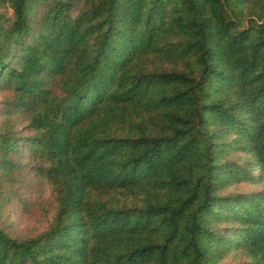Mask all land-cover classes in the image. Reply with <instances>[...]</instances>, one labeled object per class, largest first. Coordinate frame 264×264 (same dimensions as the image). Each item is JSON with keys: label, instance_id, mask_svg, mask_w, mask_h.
Listing matches in <instances>:
<instances>
[{"label": "trees", "instance_id": "trees-1", "mask_svg": "<svg viewBox=\"0 0 264 264\" xmlns=\"http://www.w3.org/2000/svg\"><path fill=\"white\" fill-rule=\"evenodd\" d=\"M0 264H264V0H0Z\"/></svg>", "mask_w": 264, "mask_h": 264}, {"label": "rangeland", "instance_id": "rangeland-1", "mask_svg": "<svg viewBox=\"0 0 264 264\" xmlns=\"http://www.w3.org/2000/svg\"><path fill=\"white\" fill-rule=\"evenodd\" d=\"M248 190L252 191L253 189H248ZM19 226H20V227H21V229H22V227H24V226H25V223H24V222H19Z\"/></svg>", "mask_w": 264, "mask_h": 264}]
</instances>
